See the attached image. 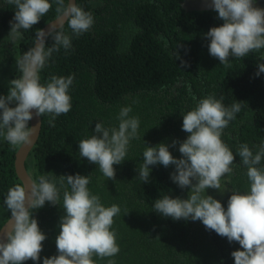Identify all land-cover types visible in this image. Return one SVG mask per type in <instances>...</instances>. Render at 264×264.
I'll return each mask as SVG.
<instances>
[{
  "label": "trees",
  "instance_id": "16d2710c",
  "mask_svg": "<svg viewBox=\"0 0 264 264\" xmlns=\"http://www.w3.org/2000/svg\"><path fill=\"white\" fill-rule=\"evenodd\" d=\"M181 1L75 0L76 6L92 14V27L75 34L66 22L45 38L43 49L53 50L37 75L44 85L53 76H72L71 109L54 120L51 114L40 117L38 140L25 161L33 182L38 185L39 177L47 176L55 182L60 198L58 205L46 202L33 210L32 218L47 239L40 260L24 264H43L44 258L58 255L56 238L66 214L63 193L70 191L60 176L77 174L89 177L87 187L103 206L116 204L121 209L111 228L119 252L112 257L93 256L95 264H235L231 253L243 250L237 242L230 243L201 221H174L154 211L155 201L165 195L188 198L190 188L181 189L171 179L175 165L149 166L147 183L138 177L146 146L163 143L174 158H183L179 143L172 147V142L187 139L183 115L208 96L222 97L225 107L236 101L242 106L221 136L236 156L233 171L222 177L219 190L209 188L202 195L212 196L226 210L232 192L250 190L247 167L238 155L240 147L247 145L256 154L264 145V73L256 76L258 63H264V49L243 58L230 57V67L220 65L209 54L210 40L205 36L223 21L213 11L185 12ZM49 3L51 9L38 24L21 29V35L13 38L10 31L17 9L8 0H0V96L6 97L10 81L21 77L17 61L33 48L38 32L62 14L56 0ZM57 33L70 37L69 48L54 43ZM125 107L131 108L129 118L139 119L138 136L130 140L125 161L113 166L115 180H109L98 165L80 156L79 142L95 134L97 123L118 129ZM19 147L0 135V228L11 216L4 204L9 189L22 186L14 170ZM257 167L264 168V157Z\"/></svg>",
  "mask_w": 264,
  "mask_h": 264
},
{
  "label": "clouds",
  "instance_id": "9594fccd",
  "mask_svg": "<svg viewBox=\"0 0 264 264\" xmlns=\"http://www.w3.org/2000/svg\"><path fill=\"white\" fill-rule=\"evenodd\" d=\"M17 9L10 35H21L20 30H29L38 24L51 9L49 0H8ZM61 7L62 18L67 19L75 34L87 32L93 25V16L70 3L63 7L64 0H56ZM68 3V0H67ZM256 0H211L210 6L223 21L222 26L213 27L205 38L210 40L209 54L220 61V65L231 66L229 58H243L250 53L264 49V9L254 7ZM43 32V31H41ZM56 45L71 46V39L62 33L54 37ZM53 49L47 52L42 47L29 49L17 61L22 75L10 81L9 93L0 96V135L12 146L30 145L38 130L37 125L29 127V121L44 114H51L54 120L71 109L68 94L73 77L53 76L46 85L41 84L37 70L42 68ZM264 60V56L261 57ZM258 72L264 73V63H258ZM15 104V107L9 105ZM241 102L225 107L221 99L208 96L201 99L195 109L183 115L182 130L188 134L179 143L181 159L173 157L169 146L159 144L146 146L143 164L138 177L149 182L150 167L175 165L171 179L181 189L190 188L187 199L171 198L165 195L154 203V211L165 218L201 221L208 230L231 243L237 242L243 249L231 253L235 264H264V168L257 167L264 157V145L253 154L247 145H242L238 155L247 167L250 190L247 193L232 192L227 209L210 195H202L207 189L219 190L221 179L233 171L236 156L221 139L223 130L241 111ZM35 110V113L32 110ZM130 107L122 108L119 126L107 129L97 123L94 135L79 142V154L109 180H115L114 165L125 161L131 139L137 138L139 119L129 118ZM51 123V121H50ZM6 130V131H5ZM66 180L70 191L63 193V210L59 235L56 238L58 255L44 258L43 264H95L93 256L112 257L119 252L116 233L111 230L114 217L121 209L113 204L105 207L100 197L90 193L88 176L79 174L60 176ZM59 190L47 176L39 177V184H33L30 196L20 185L9 189L4 204L10 211V230L6 242L0 238V264H24L28 260L39 261L46 235L39 229L38 221L32 218L34 209L42 208L46 202L58 205ZM111 264V262H110Z\"/></svg>",
  "mask_w": 264,
  "mask_h": 264
},
{
  "label": "water",
  "instance_id": "95a60500",
  "mask_svg": "<svg viewBox=\"0 0 264 264\" xmlns=\"http://www.w3.org/2000/svg\"><path fill=\"white\" fill-rule=\"evenodd\" d=\"M70 3H75V0H68L67 5ZM211 0H182L180 2V7L185 12H209L214 11V9L210 6ZM254 7L264 9V0H256ZM66 18H62V14L55 20L47 23L39 32L33 44V48L42 47L44 39L52 32L60 28V26L66 21ZM43 31V32H41ZM35 113V110H32ZM30 127L33 125H37L38 130L37 133L31 137L32 144L23 145L21 144L17 152L15 153L14 159V170L16 177L20 181L22 187L26 190V196H30L31 188L34 184L33 180L30 178L29 174L25 169V161L31 151V149L36 144L40 130H41V119L40 117H35L34 119L29 121ZM10 219V217H9ZM9 219L1 226L0 228V238H4L6 242V233L10 230L11 224H9Z\"/></svg>",
  "mask_w": 264,
  "mask_h": 264
},
{
  "label": "bare ground",
  "instance_id": "6f19581e",
  "mask_svg": "<svg viewBox=\"0 0 264 264\" xmlns=\"http://www.w3.org/2000/svg\"><path fill=\"white\" fill-rule=\"evenodd\" d=\"M66 22H67V20L60 26V28H57V30H55V31H58L59 29H61L65 25Z\"/></svg>",
  "mask_w": 264,
  "mask_h": 264
}]
</instances>
